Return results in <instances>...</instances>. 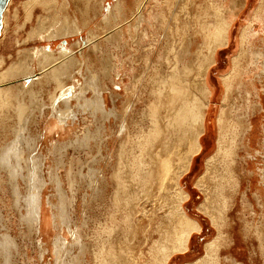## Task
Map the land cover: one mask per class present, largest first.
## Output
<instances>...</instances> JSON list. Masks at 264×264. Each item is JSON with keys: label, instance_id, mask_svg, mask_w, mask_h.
<instances>
[{"label": "rangeland", "instance_id": "rangeland-1", "mask_svg": "<svg viewBox=\"0 0 264 264\" xmlns=\"http://www.w3.org/2000/svg\"><path fill=\"white\" fill-rule=\"evenodd\" d=\"M25 1L27 0H9L7 4L5 29L0 37V73L13 62L23 59L29 61L34 48L49 46L54 52L62 46L67 50L73 49L74 58L68 61L69 71L61 77L64 86L74 88L70 100L73 118L65 126L61 123L56 126L47 123L52 95L59 91L55 81L43 83L42 86L35 85L34 95L22 94L18 98L17 90L13 87L24 84L28 78L17 76L0 80V88L9 89L8 93L11 94L3 96L8 99V107L4 111L0 110V147L11 146L17 140L23 149L21 156L24 157L19 155L18 176L15 181L8 174V168L6 167V170L0 165V264H66L76 258L83 264H111L109 261L115 250L110 249L107 243L110 242V234L115 230L119 232L120 237L133 238L132 246L134 236L139 238V244L134 246V249H142V264L149 258L147 253L150 247L157 250L156 241L167 237L166 230L174 218L175 200L165 190L158 191L157 185H154L147 189L148 197L143 204L140 203L142 200L139 201L136 190L131 189L124 194L123 205L116 208L111 201L113 185L110 178L116 150L120 137L135 128L133 123H137L152 103L153 98H148L147 95L156 89V84L162 81L160 77L169 70L162 63L173 35L166 39L171 27L168 19L184 12L197 11L200 20L205 21L208 19L206 10L201 6H194L192 0H147L143 9L145 20L138 22L133 17V9L130 6L125 10L119 7L118 2L121 0H44L47 1V6L36 5L33 9L30 8L31 16H28L30 20L27 21ZM206 1L205 3L209 4L213 0ZM223 1L235 16L228 43L217 47L214 62L208 70L209 83L215 91L213 98H210L206 117L210 130L201 135L202 149L192 156L190 168L179 180L181 188L187 192L181 206L185 214L196 220L201 227L199 231L191 233L185 251L171 254L169 264H189L200 257L204 253L205 244L213 240L219 232L222 234L221 238L223 237L217 252L220 264H264V191L261 190L264 189V107L261 109L258 106L254 109L250 117L253 127L242 138L237 159L240 190L233 192V197L225 196L227 205L230 202L229 207H222L223 211L225 210L222 213L225 214L223 225L213 226L209 216L199 209L200 203L205 201V190L195 184L199 175L204 172L206 159L216 152L219 135L216 120L218 109L223 105L225 90L222 76L230 70L232 57L239 53V33L251 19L252 35L244 48L248 45L251 46L249 50L258 48L264 51V0ZM53 6H61L62 10H55ZM256 10L257 14H254ZM59 13L66 15L67 20L75 18L80 33L53 41L39 39L34 32L41 27L43 34L50 25L59 20ZM256 16L261 18L255 19ZM190 26L197 31L196 39L191 37L195 34ZM178 29L179 34L187 35L184 44L191 37L190 52L179 55H183L184 61L195 66L203 60V57L196 55L199 46L209 43L208 40L202 42L205 39L202 32L213 29L208 23L202 27L187 18L182 20ZM88 36L93 38V42L84 46V38ZM76 40L80 42L75 44ZM178 47L179 44L175 49L179 52ZM203 49L206 52L204 47ZM34 66L33 73H38L36 65ZM256 82L264 106V76ZM192 89L195 92L193 85ZM110 91L119 93H116L114 98V95H108ZM98 93L107 95L105 108L114 115L97 120L99 112L92 111L88 104L85 107H88V110L79 108L83 101L90 102ZM245 98V94L233 89L228 103L236 100L242 104ZM252 99L258 101L254 94ZM16 100L23 104L21 115L15 111ZM127 103L130 109L125 113ZM50 120L55 121L52 118ZM48 125L53 129L49 130ZM120 129H123V132L119 135ZM86 131L90 135L87 147L71 142ZM96 131L104 141L99 152L96 147L99 139L95 135ZM248 141L250 147L247 146ZM98 157L100 158L93 162V159ZM31 166L34 167V182H42L44 187L42 200L48 214L56 215V226L61 228L54 230L50 225L48 236L45 232L37 230L31 220V207L34 202L31 193L39 188L35 183H26L27 167L30 170ZM89 168L96 171L90 172ZM214 168H219L217 163ZM221 172L226 175L225 172L219 171ZM100 173L106 179L101 186L104 191L102 197L98 192L94 194L92 190L95 185L94 178H100ZM70 177L72 183L69 182ZM255 193L260 195V198L257 199ZM209 197H214V201L219 199H215L212 192ZM71 198L73 201H70ZM126 203L143 205L146 211L149 209L148 215L135 214L134 208L129 209ZM208 203L207 205L213 204ZM214 205L216 212L222 210L217 202ZM145 230H148L149 239L142 246L140 238ZM56 233L66 240L65 246L55 247L53 242H49ZM78 234L81 242L87 247L82 252L75 240V235ZM45 241L49 242L47 247L43 245ZM122 242L128 243L127 240Z\"/></svg>", "mask_w": 264, "mask_h": 264}, {"label": "bare ground", "instance_id": "bare-ground-1", "mask_svg": "<svg viewBox=\"0 0 264 264\" xmlns=\"http://www.w3.org/2000/svg\"><path fill=\"white\" fill-rule=\"evenodd\" d=\"M25 2V16L27 18L26 20L29 21L30 19H28V16H31L30 8L36 5L44 6L47 1L27 0ZM55 2H57V0H55ZM146 2L147 0H121L118 4L119 7L124 8V10L130 6L131 9H133V17H135V19L139 22L145 20L143 9L146 6ZM205 2L207 1L192 0L194 6H197V8H200L201 6L206 10L208 19L205 21L200 20V15L197 14V11L184 12L180 15H175L176 17L172 16L168 19L171 27L169 30L166 29L168 30L166 39H169L171 34H173L174 37L172 35V41L165 51L162 63L166 65L169 70H167L165 74L160 77L162 81L156 84V89L147 95L148 98H153V101L150 105H148L147 111L142 114L137 123H133L135 128L133 127L134 129L131 132L128 131L124 136L120 137L118 148L116 150V157L114 158L113 171L110 174L113 185V189L111 191V201L116 208L123 205L125 202L124 194L126 191L131 189L136 190V194L139 196V201L142 200L140 203L143 204L148 197L147 189L154 185H157L158 191L165 190L166 193L171 195V197L175 200V203L173 202V210L175 211L174 218L169 222L170 225L166 230L167 237L156 241V247H158L157 250L152 248V246L150 247L147 253L149 258L142 264H169L171 254L185 251L188 247V241L191 233L193 231H199L201 227L196 220L185 214L184 209L181 206L187 197V192L181 188L179 180L180 177L190 168L192 156L202 149L200 142L201 135L210 130V125L206 124V117L210 108L209 104L211 103L213 95H215V91L210 86L208 70L214 62V53L217 47L228 43L230 28L233 22L232 20H234L233 16H235L234 13L230 12L231 9L224 4L223 0H213L209 4ZM208 8L211 10H208ZM6 9L7 6L2 13V28L0 37L2 36V31L5 29ZM54 9L61 11L62 7H54ZM254 14H257V10ZM58 17L59 20H56L52 25H50V27L46 29L43 34L41 27H39L38 31L34 32L37 34L39 39H51L53 41V39H60L65 36H72L80 33V28L75 18L67 20V16L63 13H59ZM186 18L188 21L197 22L202 27L208 23V25L213 29V31L202 32L205 36V39L202 42L208 40L209 43H207L206 46H199V49L196 51V55L198 57H203V60L197 63V65L195 64V66L191 65L187 61H184L183 55H179L188 54L190 52L189 48L191 47V41L189 40L191 37H194L195 39L197 38L196 29L194 30L193 26H190V28H193L191 29L193 30L192 33L196 36H191L189 40L187 39L186 44L183 43V41L187 38V35L179 34L178 31L180 29L178 28L182 20ZM254 18L260 19L261 17L256 16ZM251 20L248 24L243 26L241 32L239 33V53L232 57L230 70L222 76L225 90L223 95V105H221L220 109H218V116L216 120L219 133L216 152L206 159L204 172L199 175L198 180L195 183L198 187H201V190H205V201L200 203L199 209L202 213L209 216L211 224L216 227L224 224L223 217L225 214L222 215V213H224L225 210L223 211V209L226 208L230 202L229 201L227 205L225 196L231 195L233 192L235 193L240 190L241 182L239 180V173L237 172L239 160L237 159L239 156L242 138L253 127L250 118L251 114L258 106L261 109L264 107L262 103L263 99L257 90L258 85L256 82L264 76V51L258 48L249 50V47L251 48V46L248 47V45L244 48L245 44H248L252 35V31L250 29ZM29 36H31V34ZM92 39L93 38L90 36L84 38V46L93 42ZM176 40L177 42L175 43ZM79 42V40H76L75 44ZM177 44H179V52L175 49ZM203 47L206 49V52H204ZM73 56V49L67 50L63 46L57 52L51 50L49 46L34 48L32 57L29 61L28 59H25V61L23 59L19 62H13L8 68H6V70H3V72L0 73V80L2 81L5 79L15 78L17 76H21L25 79L28 78L24 81V84L22 83V85L13 87V89L17 90L16 95L18 98L19 95L22 96V94L30 95V93H32V95H34L33 90L35 85L42 86L43 83L45 84L46 82L55 81L57 84L56 87L59 91L52 95L49 106L50 112L47 114L49 117L47 123L55 126L58 123H61L65 126L68 125L73 118L70 110V100L74 88L73 86H64L61 83V77L69 71L68 61L74 58ZM178 61L180 62V66ZM34 65H36L38 73H33L35 70ZM192 85L195 92L192 89ZM94 86L96 85H93V87ZM233 89H235V92H241L246 95L242 104L237 102V97L235 98L237 101L235 100V102L232 101V103H228V98ZM8 92L9 89L0 88L1 111H4L5 108L8 107V99L3 98V96L6 95L11 96ZM116 93L119 92L116 91L112 93V91H110L108 95H110V97L114 95L115 98ZM253 94L258 98L257 102L256 100L253 101ZM106 99V94L98 93L93 100H90V102H87V100L83 101V103L79 105V108L88 110V107H90L92 111L97 113L99 112L97 120L109 117L110 115L112 116L114 113L110 110H106L105 108ZM15 102V111L18 115H21L23 113V104L19 100H16ZM59 104L60 106L62 104L63 108L60 107ZM87 104L88 107L85 108ZM126 106L125 113L127 109H130L128 108V103ZM122 112H124V109ZM51 118L55 119V121L50 120ZM50 125H48L49 130L53 129ZM122 132L123 129H120L119 135L122 134ZM95 135L99 138L98 142H96L97 146L95 145L97 147V151L99 152L104 141L100 138L99 132L96 131ZM39 136H41V134H39ZM89 136L88 131H86L81 137H76L71 142L78 146L85 145L87 147ZM108 137L106 136V138ZM107 140L108 139H106V141ZM247 146L250 147V141H248ZM21 148V144L17 140L14 141L11 146L0 147V165H2L1 167L6 170L8 168V174L14 181L18 176L19 155L21 156L23 152V149ZM100 157L94 158L93 162ZM11 159H13V163H11ZM215 163L219 166L218 169L214 168ZM223 164L224 169H222ZM33 168L34 167L31 166L29 170L27 167L25 178L26 183L28 184L35 183ZM100 170L101 169H99V172H101ZM89 171L95 172L96 170L89 168ZM219 171L225 172L226 175L222 172L219 173ZM100 175V178H94L95 185L94 187L92 186V190L94 194L98 192L100 197H102V194L104 196V191L101 186L106 179L101 173ZM89 176L91 177V174H89ZM69 182H73L71 177ZM211 182L213 185H210ZM41 183H35L39 187L38 191L35 190L31 193L34 198V202L31 207V220L37 227V230L45 232L48 236L50 225L54 228V230H58V228L61 230V228L60 226H56V215L54 213H50L51 216H49L48 214V210L42 200L44 187ZM261 190L264 191V189ZM210 191L216 197L215 199H219L214 201L213 197L211 200L209 197L211 195ZM259 196L260 195L255 193V197L257 199L260 198ZM70 201H73V198H71ZM208 202L213 204L207 205L209 204ZM216 202L221 206V209L223 207L222 210L218 208L220 210L219 212H216V207L214 205ZM126 204L129 209L134 208L135 214H141L143 216L148 215L149 209L146 211L143 205L132 203ZM48 205L51 206L52 204L48 201ZM58 224H60V222H58ZM216 230L218 231V228ZM66 232H68V228ZM219 233L213 240L205 244L204 253L189 264H220L217 252L218 249H220L219 243L223 237L221 238L222 234ZM134 238L135 241L133 245L137 246L139 244V238L135 236ZM148 239V230H145L142 234V238H140V244L142 243L143 246V244L147 243ZM75 240L76 244H79L81 252L87 248L86 244L81 242L80 234L75 235ZM109 240L110 242L107 244H109L110 249L112 248L115 250L111 255V260L109 261L111 264H141V260L144 255L141 248L134 249V246L131 245L133 238L129 239L126 237H120L119 232L115 230L114 233L110 234ZM125 240L128 241V243L126 242L127 244L125 243L126 245L122 242H125ZM49 242H53L55 247L57 245L63 247L65 246L66 240L61 235H57L56 233L55 236L49 240ZM49 242L45 241L43 245L47 247ZM103 260L104 259H102V261ZM66 264L83 263L79 258H76L72 260V262L68 261Z\"/></svg>", "mask_w": 264, "mask_h": 264}, {"label": "flooded vegetation", "instance_id": "flooded-vegetation-1", "mask_svg": "<svg viewBox=\"0 0 264 264\" xmlns=\"http://www.w3.org/2000/svg\"><path fill=\"white\" fill-rule=\"evenodd\" d=\"M8 2H9V0H0V30L2 27V13H3L4 9L6 8Z\"/></svg>", "mask_w": 264, "mask_h": 264}]
</instances>
